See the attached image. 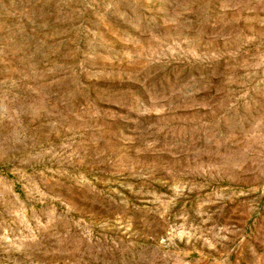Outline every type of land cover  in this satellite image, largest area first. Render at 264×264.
<instances>
[{
    "label": "rangeland",
    "instance_id": "374dc122",
    "mask_svg": "<svg viewBox=\"0 0 264 264\" xmlns=\"http://www.w3.org/2000/svg\"><path fill=\"white\" fill-rule=\"evenodd\" d=\"M0 264H264V0H0Z\"/></svg>",
    "mask_w": 264,
    "mask_h": 264
}]
</instances>
